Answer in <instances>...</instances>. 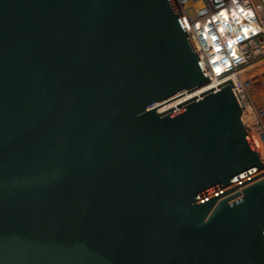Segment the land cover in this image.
I'll return each instance as SVG.
<instances>
[{"label": "water", "instance_id": "95a60500", "mask_svg": "<svg viewBox=\"0 0 264 264\" xmlns=\"http://www.w3.org/2000/svg\"><path fill=\"white\" fill-rule=\"evenodd\" d=\"M209 85L172 0H0V264H264V163Z\"/></svg>", "mask_w": 264, "mask_h": 264}, {"label": "built area", "instance_id": "2783aa9c", "mask_svg": "<svg viewBox=\"0 0 264 264\" xmlns=\"http://www.w3.org/2000/svg\"><path fill=\"white\" fill-rule=\"evenodd\" d=\"M200 9L204 18L198 28L189 24L186 11L176 10L210 79L208 88L231 80L244 107L242 122L264 163V143L257 138L264 129L257 121L260 117L254 106L264 103V74L256 72L254 79L258 81L252 90L244 82L245 76L252 75L249 71L253 67L264 63V0H213L209 7ZM259 77L263 81L259 82Z\"/></svg>", "mask_w": 264, "mask_h": 264}, {"label": "rangeland", "instance_id": "374dc122", "mask_svg": "<svg viewBox=\"0 0 264 264\" xmlns=\"http://www.w3.org/2000/svg\"><path fill=\"white\" fill-rule=\"evenodd\" d=\"M172 1H173L174 6L177 10H180V11L184 10L187 12L188 16H186V18H188L189 24L190 25L194 24L193 26L198 28L199 23L204 18V15H203L204 13H202V11H200L201 10L200 8L209 7L210 2H212L213 0H172ZM208 11H209V9H208ZM261 68H263V69H261ZM257 69H261V70L258 71ZM249 72H252V75L245 76L244 82L247 84L248 89L252 90V88L254 87V83H256V81H258V79H254L256 72H258L260 74L261 73L264 74V63H262L260 65V67L259 66L253 67ZM261 81H263V80L259 77V82H261ZM180 100H178V101H180ZM251 102L253 103L254 101L251 100ZM254 106H255L256 111H257L256 113L258 114L257 117H260L257 119V121L261 125V127L264 129V117H263L264 111L262 112L259 109V108H264V103H259V104L254 103ZM167 107H169V106H167ZM164 110H165V108H164ZM245 124H246V121H245ZM247 126L249 127L248 124H247ZM257 138L259 139L260 142L264 143V134L258 135ZM262 155L264 156L263 151H262Z\"/></svg>", "mask_w": 264, "mask_h": 264}, {"label": "bare ground", "instance_id": "6f19581e", "mask_svg": "<svg viewBox=\"0 0 264 264\" xmlns=\"http://www.w3.org/2000/svg\"><path fill=\"white\" fill-rule=\"evenodd\" d=\"M188 22V21H187ZM233 78H235L234 76H232V79ZM185 97V98H184ZM187 98H189V96H187V95H184L183 97H180V98H178L177 100H175V101H172V102H170V103H168V104H165V105H163V106H161L160 108H159V111H164V108H165V110L166 109H169V108H173V107H175L178 103H180V102H183L184 100H186ZM181 99V100H180ZM178 100H180V101H178ZM178 101V102H177ZM176 102V103H175ZM174 103V104H173ZM173 104V105H172ZM171 105V106H170ZM167 106H169V107H167ZM248 122H249V119H248ZM253 121L251 120V125H253V123H252Z\"/></svg>", "mask_w": 264, "mask_h": 264}]
</instances>
